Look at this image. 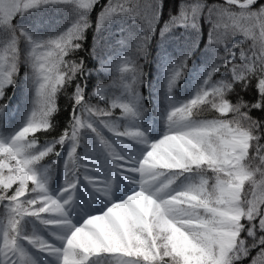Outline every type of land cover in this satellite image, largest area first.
<instances>
[{"label": "snow or ice", "instance_id": "snow-or-ice-1", "mask_svg": "<svg viewBox=\"0 0 264 264\" xmlns=\"http://www.w3.org/2000/svg\"><path fill=\"white\" fill-rule=\"evenodd\" d=\"M0 264H264V0H0Z\"/></svg>", "mask_w": 264, "mask_h": 264}]
</instances>
